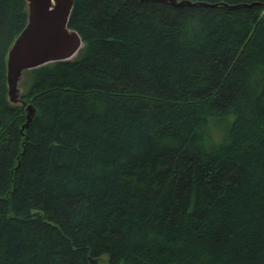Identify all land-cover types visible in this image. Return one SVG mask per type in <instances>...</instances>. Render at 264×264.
I'll use <instances>...</instances> for the list:
<instances>
[{"label": "trees", "instance_id": "16d2710c", "mask_svg": "<svg viewBox=\"0 0 264 264\" xmlns=\"http://www.w3.org/2000/svg\"><path fill=\"white\" fill-rule=\"evenodd\" d=\"M188 1L74 0L22 129L0 0V264H264V0Z\"/></svg>", "mask_w": 264, "mask_h": 264}, {"label": "water", "instance_id": "95a60500", "mask_svg": "<svg viewBox=\"0 0 264 264\" xmlns=\"http://www.w3.org/2000/svg\"><path fill=\"white\" fill-rule=\"evenodd\" d=\"M28 21L24 30L13 41L5 57L7 100L11 105L25 108L26 128L35 114L31 105L21 98L19 83L21 71L39 67L45 63L69 61L75 57L83 43L75 30L68 27L74 0H25ZM168 3L175 8L206 7L209 9L228 7L224 4H206L188 0H137ZM258 5V4H254ZM251 7V6H249Z\"/></svg>", "mask_w": 264, "mask_h": 264}, {"label": "rangeland", "instance_id": "374dc122", "mask_svg": "<svg viewBox=\"0 0 264 264\" xmlns=\"http://www.w3.org/2000/svg\"><path fill=\"white\" fill-rule=\"evenodd\" d=\"M156 2V1H155ZM168 3H164V4H168V5H171V4H169L170 2L169 1H167ZM158 3H163V2H158ZM23 31V30H22ZM21 31V32H22ZM19 36V35H18ZM11 47V46H10ZM10 49V48H9ZM75 57H77V55L75 56ZM75 57H73L71 60H73ZM62 62V61H61ZM56 63V62H55ZM51 64H53V63H51ZM47 65H50V63H45L44 65H41V66H39V67H35V68H30V69H25V70H22L21 71V76H22V80H21V82L19 83V89H20V91L22 90V85H23V82L25 81V78L27 79V77H26V73L28 72V71H32V70H36V69H39V68H41V67H45V66H47ZM30 86V85H29ZM97 264H110L109 262H108V257L105 255V256H103L101 259H99L98 261H97Z\"/></svg>", "mask_w": 264, "mask_h": 264}]
</instances>
